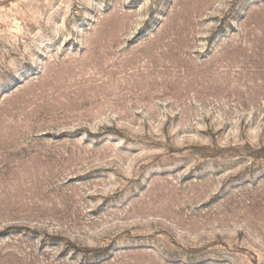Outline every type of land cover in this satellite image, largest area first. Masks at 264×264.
<instances>
[{"label":"rangeland","instance_id":"rangeland-1","mask_svg":"<svg viewBox=\"0 0 264 264\" xmlns=\"http://www.w3.org/2000/svg\"><path fill=\"white\" fill-rule=\"evenodd\" d=\"M0 264H264V0H0Z\"/></svg>","mask_w":264,"mask_h":264}]
</instances>
